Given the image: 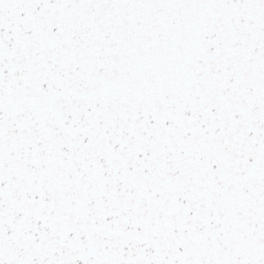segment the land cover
<instances>
[{"label": "snow or ice", "instance_id": "snow-or-ice-1", "mask_svg": "<svg viewBox=\"0 0 264 264\" xmlns=\"http://www.w3.org/2000/svg\"><path fill=\"white\" fill-rule=\"evenodd\" d=\"M0 264H264V0H0Z\"/></svg>", "mask_w": 264, "mask_h": 264}]
</instances>
